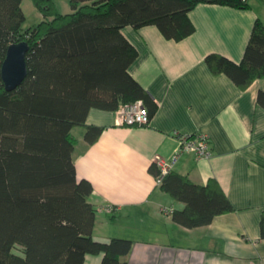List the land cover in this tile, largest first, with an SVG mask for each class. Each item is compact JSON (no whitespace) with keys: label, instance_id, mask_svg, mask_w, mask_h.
I'll use <instances>...</instances> for the list:
<instances>
[{"label":"trees","instance_id":"trees-1","mask_svg":"<svg viewBox=\"0 0 264 264\" xmlns=\"http://www.w3.org/2000/svg\"><path fill=\"white\" fill-rule=\"evenodd\" d=\"M23 1L0 0V264H85L89 255H103L102 264H127L132 240L93 238L94 188L78 178L72 130L85 127L86 141L97 142L104 129L87 125L94 108L116 111L142 101L151 119L156 115L157 103L129 72L138 51L123 35L125 27L153 25L180 42L195 33L189 13L199 4L247 10L250 0H69V14L56 0H33L44 20L30 29ZM21 42L30 46L28 76L9 92L2 66L9 47ZM206 63L243 90L264 78V23L257 20L240 64L219 54ZM150 171L159 175L155 165ZM161 189L186 205L173 220L188 229L235 211L215 180L201 186L172 172ZM17 245L24 257L14 253Z\"/></svg>","mask_w":264,"mask_h":264},{"label":"crops","instance_id":"crops-1","mask_svg":"<svg viewBox=\"0 0 264 264\" xmlns=\"http://www.w3.org/2000/svg\"><path fill=\"white\" fill-rule=\"evenodd\" d=\"M250 5L199 4L189 13L196 31L180 42L153 25L125 27L123 35L138 51L129 72L157 103L156 115L148 126L127 127L117 110L94 108L87 125L104 129L97 142L86 141L85 127L72 130L78 178L94 188L93 238L132 240L127 264H264V78L243 90L206 63L210 54L243 61L257 20L264 23V0ZM199 132L209 136L212 157L185 153L174 172L201 186L215 180L235 211L188 229L173 220L186 205L161 189L150 168L155 156L176 153V133ZM102 260L89 255L85 264Z\"/></svg>","mask_w":264,"mask_h":264},{"label":"built area","instance_id":"built-area-1","mask_svg":"<svg viewBox=\"0 0 264 264\" xmlns=\"http://www.w3.org/2000/svg\"><path fill=\"white\" fill-rule=\"evenodd\" d=\"M120 122L127 127H143L151 123L148 109L142 101L129 104H122L118 108ZM179 140V147L171 158L155 156L154 165L159 170L157 176L158 183L162 184L164 178L174 172L181 155L194 153L199 159H209L212 157L211 141L207 134L199 132L197 134L176 133ZM110 211L112 208L109 209Z\"/></svg>","mask_w":264,"mask_h":264},{"label":"water","instance_id":"water-1","mask_svg":"<svg viewBox=\"0 0 264 264\" xmlns=\"http://www.w3.org/2000/svg\"><path fill=\"white\" fill-rule=\"evenodd\" d=\"M30 46L27 42L11 45L2 66V79L6 91L18 89L28 76L27 54Z\"/></svg>","mask_w":264,"mask_h":264},{"label":"rangeland","instance_id":"rangeland-1","mask_svg":"<svg viewBox=\"0 0 264 264\" xmlns=\"http://www.w3.org/2000/svg\"><path fill=\"white\" fill-rule=\"evenodd\" d=\"M59 11L62 14L72 13L71 5L69 0H56ZM23 9L27 16V21L25 23V28H35L40 22L43 21L42 13L37 9L33 0H24ZM14 253L24 257L25 251L24 248L20 245H17L14 249Z\"/></svg>","mask_w":264,"mask_h":264}]
</instances>
